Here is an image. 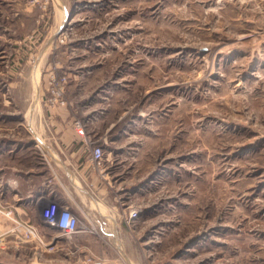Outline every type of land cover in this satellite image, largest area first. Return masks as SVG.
Here are the masks:
<instances>
[{
    "label": "rangeland",
    "instance_id": "rangeland-1",
    "mask_svg": "<svg viewBox=\"0 0 264 264\" xmlns=\"http://www.w3.org/2000/svg\"><path fill=\"white\" fill-rule=\"evenodd\" d=\"M34 96L102 148L106 259L264 264V0H0V123Z\"/></svg>",
    "mask_w": 264,
    "mask_h": 264
},
{
    "label": "crops",
    "instance_id": "crops-1",
    "mask_svg": "<svg viewBox=\"0 0 264 264\" xmlns=\"http://www.w3.org/2000/svg\"><path fill=\"white\" fill-rule=\"evenodd\" d=\"M17 111L20 116L15 124L0 123V206L12 208L17 217L33 222L52 247L32 242L39 250L32 246L30 263L123 264L115 257L106 259L102 251L104 239L119 245L125 235L120 217L106 197L101 169L88 159L86 139L90 134L85 124L76 125L66 108L51 110L38 102L37 96L17 105ZM55 202L68 206L95 233L79 230L67 238L42 224L39 207ZM101 207L108 208L106 214ZM10 226L9 220L0 218V231ZM6 238L5 247L12 246L20 258L18 242L12 236ZM8 262L0 251V264Z\"/></svg>",
    "mask_w": 264,
    "mask_h": 264
},
{
    "label": "built area",
    "instance_id": "built-area-1",
    "mask_svg": "<svg viewBox=\"0 0 264 264\" xmlns=\"http://www.w3.org/2000/svg\"><path fill=\"white\" fill-rule=\"evenodd\" d=\"M90 162L95 167H100L103 162V151L99 144L91 143ZM138 210H129L125 215L127 220H133L137 217ZM0 218H4L11 222V226L3 231H0V241L3 235L8 232H17L19 238L23 241H29L42 245L51 249L52 247L44 242L38 227L30 220L17 217L14 210L0 206ZM39 220L42 224L56 228L59 233L67 238H70L79 230L95 233V229L86 225L83 221L71 211L68 206L58 203H48L39 207ZM87 260H90L88 258Z\"/></svg>",
    "mask_w": 264,
    "mask_h": 264
},
{
    "label": "bare ground",
    "instance_id": "bare-ground-1",
    "mask_svg": "<svg viewBox=\"0 0 264 264\" xmlns=\"http://www.w3.org/2000/svg\"><path fill=\"white\" fill-rule=\"evenodd\" d=\"M43 142V141H42ZM40 146H41V144H40ZM42 147V146H41Z\"/></svg>",
    "mask_w": 264,
    "mask_h": 264
}]
</instances>
